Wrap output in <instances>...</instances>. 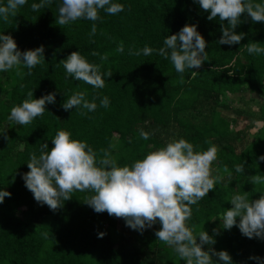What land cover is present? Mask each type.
Instances as JSON below:
<instances>
[{
  "label": "trees",
  "instance_id": "16d2710c",
  "mask_svg": "<svg viewBox=\"0 0 264 264\" xmlns=\"http://www.w3.org/2000/svg\"><path fill=\"white\" fill-rule=\"evenodd\" d=\"M61 2L52 0L32 11L31 5L41 0H27L9 22L0 18V34L11 35L20 51L45 49V61L31 75L23 65L21 75L15 68L0 72V190L11 193L0 204V264H186L156 237L159 222L143 232L134 230L123 218L97 213L88 206L85 200L91 192H75L56 211L34 199L22 178L30 171V154L39 157L44 143L50 151L60 130L86 142L97 153V160L101 149L109 150L118 167L131 166L172 140L186 139L197 152L215 145L218 152L212 175L223 180L191 206L187 225L194 234L206 231L214 236L215 244L203 246L205 251L214 249V264H223L215 255L219 251H227L232 264H264V239H250L238 226L231 230L221 226L222 214L233 207L229 201L233 195L247 192L250 200L264 195V185L249 180L256 174L264 176V161H259L264 156V53L250 54L245 46L255 42L264 47V22L253 23L242 14L235 29L245 34L242 41L220 45L219 19L208 20L210 13L196 0H112L123 4L124 11L109 15L101 9L100 20L82 19L63 28L56 24ZM6 3L0 0V5ZM253 3L264 4V0ZM93 23L97 30L90 35ZM185 25H196L206 40L207 61L199 69L186 70L181 76L170 59L157 52L129 54L145 46L164 47L166 36L179 33ZM120 46L122 52L117 51ZM73 51L99 66L103 89L67 77L60 61ZM107 72L113 75L107 77ZM28 91H33V99L55 93V103L47 104L43 116L31 124L17 125L8 116ZM78 92L97 104L95 111L82 106L64 110L66 99ZM247 92L262 97L257 100L258 111L234 105L246 101ZM105 96L110 101L107 108L100 106ZM243 115L252 124L239 129L234 125L236 116ZM141 129L150 133L149 139L141 138ZM237 164L244 165V172L235 171ZM214 229H219L218 235ZM100 233L105 234L103 238Z\"/></svg>",
  "mask_w": 264,
  "mask_h": 264
},
{
  "label": "clouds",
  "instance_id": "9594fccd",
  "mask_svg": "<svg viewBox=\"0 0 264 264\" xmlns=\"http://www.w3.org/2000/svg\"><path fill=\"white\" fill-rule=\"evenodd\" d=\"M51 2L52 0H41L39 4L33 3L31 10L39 11ZM196 2L202 10L210 13L208 20L219 19L223 33L218 40L220 45H235L242 41L245 34L235 32L241 23L242 14H247L253 23L264 22V4L253 3V0ZM26 4L27 0H7L5 5H0V18L5 23L9 22V18L15 17L18 10ZM101 9L109 15H115L124 11V5L112 3V0H62L56 24L63 28L62 26L82 19L95 22L101 19ZM225 21L228 27H225ZM96 30V24L93 23L90 35H95ZM163 44L164 47L159 49L145 46L142 50L130 51L129 54L139 56L142 52L145 56H151L153 52H157L159 56L170 59L175 71L181 76L186 70L199 69L207 61L206 40L196 25H185L179 33L166 36ZM245 46L250 54L264 53V47H260L258 43L250 42ZM44 51L41 46L22 52L11 35L0 34V72L15 68L16 74L21 75L20 66L23 65L29 70L27 74L31 75V70L45 61ZM117 51L122 52L123 46ZM92 55L99 53L93 52ZM60 63L63 64L67 77L82 81L94 89L105 87L99 66L88 62L80 52L73 51ZM105 75L111 77L113 73L107 72ZM229 75L232 74L229 72ZM55 98V93H51L33 99V91H28L22 104L11 108L8 120L27 126L35 118L42 117L46 105L55 103ZM109 104L108 97H103L100 106L107 108ZM81 106L90 112L97 108L94 101L89 102L85 98L84 92L73 94L62 105L66 111L79 109ZM140 136L147 140L150 133L141 129ZM52 144L54 147L50 151L47 143L42 144L39 157L35 152L30 154V161L27 163L30 171L22 177L26 188L39 204L56 211L75 192H91L93 195L87 197L85 202L95 212H107L109 216L123 218L127 226L141 232L159 222L161 228L156 231V237L173 249L186 264H214L211 254L214 249L205 251L203 247L215 244L214 236L206 231L194 234L187 221L192 216L191 206L208 196L216 184L223 180V177L212 175V164L217 160L218 152L215 145H211L206 151L197 152L186 139L172 140L166 147L148 153L131 166L118 167L109 150L101 149V158L97 160V153L86 142L72 139L71 133L67 131H58ZM110 147L114 148L115 145ZM259 161H264V156H260ZM235 171L244 172V165H235ZM224 172L231 178L227 167ZM249 180L256 186L264 185V176L259 174L251 176ZM10 196V192L0 190V204L5 197ZM229 201L233 207L222 214V228L231 230L238 226L244 236L264 239V195L250 200L248 193L244 192L233 195ZM237 217L240 218L238 225ZM213 232L218 235L219 229H214ZM104 235L100 233L99 238ZM215 255L223 264H232L227 251L215 252Z\"/></svg>",
  "mask_w": 264,
  "mask_h": 264
},
{
  "label": "rangeland",
  "instance_id": "374dc122",
  "mask_svg": "<svg viewBox=\"0 0 264 264\" xmlns=\"http://www.w3.org/2000/svg\"><path fill=\"white\" fill-rule=\"evenodd\" d=\"M245 96H246V101H243V102H235L234 105H237V106H242L244 108H246L247 110H259L260 108V105L259 103L257 102V100L261 99L262 97H260L259 95L257 94H249V92L245 93ZM255 97L256 100L255 101H252L251 98ZM227 114H229L230 116H233V112L231 111H226ZM238 121L234 124L237 128L241 129V128H244V127H247L248 125H251L252 124V120H250L247 116L243 115V116H236ZM259 125H262V122H259ZM252 128V131H255L256 128H254V126L251 127Z\"/></svg>",
  "mask_w": 264,
  "mask_h": 264
}]
</instances>
